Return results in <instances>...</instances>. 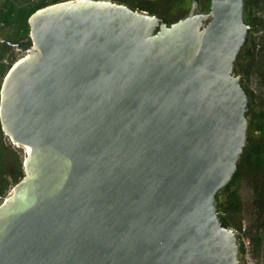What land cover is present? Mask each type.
Instances as JSON below:
<instances>
[{
  "label": "water",
  "instance_id": "obj_1",
  "mask_svg": "<svg viewBox=\"0 0 264 264\" xmlns=\"http://www.w3.org/2000/svg\"><path fill=\"white\" fill-rule=\"evenodd\" d=\"M29 24L0 92L3 131L31 149L0 205V264H240L218 192L248 142L245 0H193L171 24L71 0Z\"/></svg>",
  "mask_w": 264,
  "mask_h": 264
},
{
  "label": "trees",
  "instance_id": "obj_2",
  "mask_svg": "<svg viewBox=\"0 0 264 264\" xmlns=\"http://www.w3.org/2000/svg\"><path fill=\"white\" fill-rule=\"evenodd\" d=\"M67 0H0V33L26 51L32 46L29 18L37 10ZM175 22L184 18L193 0H115ZM211 0L203 1L210 10ZM245 19L251 29L248 40L236 62V69L248 90L250 99L248 142L239 168L231 182L218 192L219 211L223 221L237 230L247 225L256 257L264 261V0H245ZM262 32V35L257 33ZM14 48L0 45V92L3 80L18 61ZM254 82V83H253ZM255 84L256 87H253ZM0 123V202L25 176L26 154L22 146L8 142ZM9 141L10 138H8ZM244 187L248 198L243 195Z\"/></svg>",
  "mask_w": 264,
  "mask_h": 264
},
{
  "label": "built area",
  "instance_id": "obj_3",
  "mask_svg": "<svg viewBox=\"0 0 264 264\" xmlns=\"http://www.w3.org/2000/svg\"><path fill=\"white\" fill-rule=\"evenodd\" d=\"M71 1V0H67ZM5 201V198L3 201L0 202V205ZM239 236H240V254H239V260L240 264H264V261L259 259L255 256L254 250H253V243L252 240L247 235V225L243 224L241 229L238 230Z\"/></svg>",
  "mask_w": 264,
  "mask_h": 264
},
{
  "label": "rangeland",
  "instance_id": "obj_4",
  "mask_svg": "<svg viewBox=\"0 0 264 264\" xmlns=\"http://www.w3.org/2000/svg\"><path fill=\"white\" fill-rule=\"evenodd\" d=\"M263 33L262 32H259V33H257V35H262ZM3 33H0V39L1 38H3ZM13 52H14V56H15V58L16 59H21V58H23V57H25L26 55H27V52L26 51H24L23 49H21L20 47H18V46H16V47H14V50H13ZM254 83V82H253ZM253 85V87H256V85L255 84H252ZM7 139V141L8 142H12V141H9V139L8 138H6ZM14 144V143H13ZM15 145V144H14ZM16 146H19V145H16ZM23 151H24V153L25 154H27L26 153V148L24 147V149H23ZM12 190V189H11ZM11 190H10V192H11ZM9 192V193H10ZM8 193V194H9ZM243 195L245 196V198H248L249 196V194H248V190H247V188L246 187H244V190H243Z\"/></svg>",
  "mask_w": 264,
  "mask_h": 264
},
{
  "label": "flooded vegetation",
  "instance_id": "obj_5",
  "mask_svg": "<svg viewBox=\"0 0 264 264\" xmlns=\"http://www.w3.org/2000/svg\"><path fill=\"white\" fill-rule=\"evenodd\" d=\"M199 1H200L201 12H208L209 10L207 11V10L203 9L202 4H203L204 0H199ZM191 6H192V4H191ZM190 9H191V7H190ZM190 9L188 10V13L186 14V16L189 14ZM186 16H184V17H186ZM168 17L169 18H167V17L166 18L169 20L170 24L175 22V20H173V19H175V16H173L172 14H169ZM2 44H8V46H10V48H14L15 46H17V44H13L12 42H10L8 39H6L4 37L0 39V45H2Z\"/></svg>",
  "mask_w": 264,
  "mask_h": 264
},
{
  "label": "bare ground",
  "instance_id": "obj_6",
  "mask_svg": "<svg viewBox=\"0 0 264 264\" xmlns=\"http://www.w3.org/2000/svg\"><path fill=\"white\" fill-rule=\"evenodd\" d=\"M16 47V46H15ZM9 138V137H8ZM15 145H17V144H15ZM26 148V153H28L31 149H30V147H25Z\"/></svg>",
  "mask_w": 264,
  "mask_h": 264
},
{
  "label": "clouds",
  "instance_id": "obj_7",
  "mask_svg": "<svg viewBox=\"0 0 264 264\" xmlns=\"http://www.w3.org/2000/svg\"><path fill=\"white\" fill-rule=\"evenodd\" d=\"M13 143V142H12ZM238 231V230H237ZM240 250H241V248H240ZM239 263H240V260H239Z\"/></svg>",
  "mask_w": 264,
  "mask_h": 264
}]
</instances>
